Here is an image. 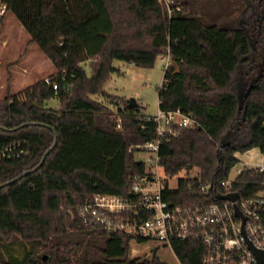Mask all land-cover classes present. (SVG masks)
Masks as SVG:
<instances>
[{
	"label": "trees",
	"instance_id": "16d2710c",
	"mask_svg": "<svg viewBox=\"0 0 264 264\" xmlns=\"http://www.w3.org/2000/svg\"><path fill=\"white\" fill-rule=\"evenodd\" d=\"M4 1L0 21L18 18L56 67L49 76L58 89L41 79L0 99V148L28 151L0 159V240L26 247L22 257L0 249V264H169L158 250L132 258L128 235L86 225L77 207L95 193L130 197L148 173L136 153L149 141L159 140L167 176L198 170L163 190L166 200L188 207L216 200L237 154L258 148L264 155V69L255 74L264 55V0H173L169 7L165 0ZM160 55L170 59L160 109L195 121L162 134L138 105L124 99L114 109L94 97L116 102L104 89L118 71L115 60L152 67ZM55 97L59 109L46 103ZM241 172L233 183L241 196L264 189V171ZM172 248L182 264H203L200 240H175Z\"/></svg>",
	"mask_w": 264,
	"mask_h": 264
},
{
	"label": "built area",
	"instance_id": "2783aa9c",
	"mask_svg": "<svg viewBox=\"0 0 264 264\" xmlns=\"http://www.w3.org/2000/svg\"><path fill=\"white\" fill-rule=\"evenodd\" d=\"M165 1L169 7L173 0ZM7 11L8 4L0 0V19ZM44 82L58 89V83L51 76L44 77ZM151 119L157 123L159 134L171 131L175 125L188 127L195 124L190 115L180 110L160 109ZM121 120L116 119L118 126H121ZM138 147L144 148L141 152H150L142 159L149 165L148 173L133 184L130 197L95 193L79 204L77 211L83 223L103 226L111 233H124L138 243H142L140 240L151 241L172 250L175 240H200L206 252L203 264H258L257 254L249 242L264 252V189L251 196H241L233 188L234 180L228 178L221 181V192L214 191L216 200L211 204L196 207L172 204L164 198L163 190L167 186L173 188L171 180L174 176H167L160 165L159 140ZM27 152L19 144L1 147L0 159L21 157ZM251 167L264 171V164ZM202 187L203 190L211 188ZM232 192H238L235 200L216 198V194Z\"/></svg>",
	"mask_w": 264,
	"mask_h": 264
},
{
	"label": "rangeland",
	"instance_id": "374dc122",
	"mask_svg": "<svg viewBox=\"0 0 264 264\" xmlns=\"http://www.w3.org/2000/svg\"><path fill=\"white\" fill-rule=\"evenodd\" d=\"M264 53V48L260 54ZM44 54L36 43L30 41L29 33L24 29L21 22L12 13H9L3 21H0V99L8 94H17L24 91L27 87L35 84L44 77L55 74L56 67L48 59L42 61ZM167 56H158L154 66L141 67L135 64L115 60L114 66L118 69L112 73L104 82V89L110 94L116 96V102L101 95H94L95 98L104 101L112 108L123 107L124 99L130 101L135 98L138 102V108L141 113L155 116L160 110L159 89L162 85L165 66L169 63ZM87 74H92L90 62L84 64ZM24 68L27 71H24ZM264 69V55L258 60V68L255 74H259ZM49 107L59 109L60 100L55 97L48 102ZM244 105V101H243ZM150 152L136 153V159H146ZM238 162L232 168L229 179L235 180L243 168L255 166L264 163V156L258 148H254L237 155ZM163 169L160 171L162 172ZM198 175L195 169L190 173L181 171L171 180V186L177 187V178L192 177ZM156 186V184H154ZM157 248V249H156ZM0 249L7 255L22 257L25 254L26 247L17 244L8 247L0 240ZM155 250L159 257L169 264H182L178 257L169 246L157 245L151 241L138 243L131 242L132 258L151 257Z\"/></svg>",
	"mask_w": 264,
	"mask_h": 264
},
{
	"label": "water",
	"instance_id": "95a60500",
	"mask_svg": "<svg viewBox=\"0 0 264 264\" xmlns=\"http://www.w3.org/2000/svg\"><path fill=\"white\" fill-rule=\"evenodd\" d=\"M129 105L131 107H135L138 105V102L135 98H131V100L129 101ZM243 106V99H241L240 101V105H239V110H241V108ZM48 153H46L47 155ZM45 160V157L43 158V161ZM42 161V162H43ZM41 165V164H40ZM238 197V192H232V193H228V194H216V198H220V199H229V200H235ZM238 210V209H237ZM250 247L252 248V250L255 252V254H257L258 257V264H262L264 262V252H261L259 250H257L256 248H254V246L252 245V243H250Z\"/></svg>",
	"mask_w": 264,
	"mask_h": 264
},
{
	"label": "crops",
	"instance_id": "0c3cea01",
	"mask_svg": "<svg viewBox=\"0 0 264 264\" xmlns=\"http://www.w3.org/2000/svg\"><path fill=\"white\" fill-rule=\"evenodd\" d=\"M44 57H46L45 55H44ZM48 60V58L46 57V58H42V61H45V60ZM46 60V61H47ZM169 62H170V60H169ZM24 71H27V69L26 68H24ZM50 101H52V100H50ZM50 101H47L46 103H48V102H50ZM238 155V154H237ZM264 156V155H263ZM264 164V163H263Z\"/></svg>",
	"mask_w": 264,
	"mask_h": 264
}]
</instances>
